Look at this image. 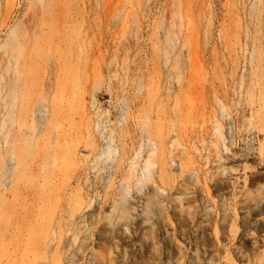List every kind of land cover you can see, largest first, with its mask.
<instances>
[{"label": "rangeland", "instance_id": "obj_1", "mask_svg": "<svg viewBox=\"0 0 264 264\" xmlns=\"http://www.w3.org/2000/svg\"><path fill=\"white\" fill-rule=\"evenodd\" d=\"M0 264H264V0H0Z\"/></svg>", "mask_w": 264, "mask_h": 264}, {"label": "bare ground", "instance_id": "obj_2", "mask_svg": "<svg viewBox=\"0 0 264 264\" xmlns=\"http://www.w3.org/2000/svg\"><path fill=\"white\" fill-rule=\"evenodd\" d=\"M231 141L232 143L234 142V138L231 136ZM244 151H246V156L249 154H251V152H253L254 147L252 143H248V142H244ZM153 156L155 155V149L153 148ZM155 168V164L152 160V158H149L144 165V168L141 171H138L136 166H131L129 171H128V178H142V181H146L150 175L151 172L153 171V169ZM141 181V182H142Z\"/></svg>", "mask_w": 264, "mask_h": 264}]
</instances>
